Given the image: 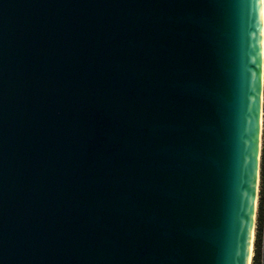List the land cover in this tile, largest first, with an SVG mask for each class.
Instances as JSON below:
<instances>
[{
	"label": "water",
	"instance_id": "obj_1",
	"mask_svg": "<svg viewBox=\"0 0 264 264\" xmlns=\"http://www.w3.org/2000/svg\"><path fill=\"white\" fill-rule=\"evenodd\" d=\"M262 0H0V264H248Z\"/></svg>",
	"mask_w": 264,
	"mask_h": 264
},
{
	"label": "built area",
	"instance_id": "obj_2",
	"mask_svg": "<svg viewBox=\"0 0 264 264\" xmlns=\"http://www.w3.org/2000/svg\"><path fill=\"white\" fill-rule=\"evenodd\" d=\"M263 3V31H262V111L260 126V152L257 170V186L255 199V213L252 228V237L248 264H264V150L261 163L262 149L264 147V0Z\"/></svg>",
	"mask_w": 264,
	"mask_h": 264
},
{
	"label": "trees",
	"instance_id": "obj_3",
	"mask_svg": "<svg viewBox=\"0 0 264 264\" xmlns=\"http://www.w3.org/2000/svg\"><path fill=\"white\" fill-rule=\"evenodd\" d=\"M263 110H264V104H263ZM263 150H264V147H263V149H262L261 163H262V161H263Z\"/></svg>",
	"mask_w": 264,
	"mask_h": 264
}]
</instances>
